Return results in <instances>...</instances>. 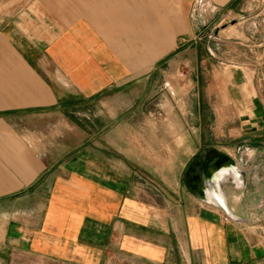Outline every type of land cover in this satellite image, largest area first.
Returning a JSON list of instances; mask_svg holds the SVG:
<instances>
[{"label":"crops","instance_id":"obj_1","mask_svg":"<svg viewBox=\"0 0 264 264\" xmlns=\"http://www.w3.org/2000/svg\"><path fill=\"white\" fill-rule=\"evenodd\" d=\"M192 2L0 4V264H264V97L253 77L232 75L216 103L221 120L236 108V144L212 148L237 178L208 179L211 148L185 141L167 145L164 162L157 149L144 159L159 129L143 127V57H159V26L191 39ZM144 34L154 48L144 51Z\"/></svg>","mask_w":264,"mask_h":264},{"label":"rangeland","instance_id":"obj_2","mask_svg":"<svg viewBox=\"0 0 264 264\" xmlns=\"http://www.w3.org/2000/svg\"><path fill=\"white\" fill-rule=\"evenodd\" d=\"M248 1L242 9L230 12L216 9L210 0H193L190 40H183L180 34L170 40L159 26V57H143L144 81H148L142 96L143 127L159 129L158 136L144 138V144L152 141L155 150L149 153L151 149L146 147L144 159H155L157 149L164 162L166 146H182L183 141L185 147L192 152L198 148L202 155L212 147L231 149L236 144L237 138L229 134L239 127L236 108L226 107L221 114L226 118L219 117L216 103L221 88L232 75L239 83L253 77L256 91L252 88V92L264 97V0ZM149 48L154 46L144 34L143 49ZM232 92L239 95L237 89ZM231 172L238 177L233 168L220 172L218 178Z\"/></svg>","mask_w":264,"mask_h":264},{"label":"water","instance_id":"obj_3","mask_svg":"<svg viewBox=\"0 0 264 264\" xmlns=\"http://www.w3.org/2000/svg\"><path fill=\"white\" fill-rule=\"evenodd\" d=\"M232 165H234L233 158L217 148H211L208 150L202 162L204 176L208 179H212L216 173H219L222 169L228 168Z\"/></svg>","mask_w":264,"mask_h":264},{"label":"bare ground","instance_id":"obj_4","mask_svg":"<svg viewBox=\"0 0 264 264\" xmlns=\"http://www.w3.org/2000/svg\"><path fill=\"white\" fill-rule=\"evenodd\" d=\"M226 169H229V168H224V169H222L221 171H224V170H226ZM220 171V172H221ZM218 178V177H217ZM206 195V198H209V195L210 194H212V193H210V191H207L206 193H205ZM213 195H214V197H215V202L216 203H218L219 205H223V206H225V207H227L226 206V203H225V201H224V198H223V195L222 194H220V193H213Z\"/></svg>","mask_w":264,"mask_h":264}]
</instances>
